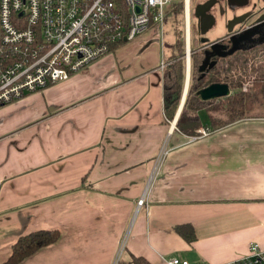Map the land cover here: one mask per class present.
<instances>
[{
  "label": "crops",
  "instance_id": "crops-1",
  "mask_svg": "<svg viewBox=\"0 0 264 264\" xmlns=\"http://www.w3.org/2000/svg\"><path fill=\"white\" fill-rule=\"evenodd\" d=\"M166 57L152 29L0 108V264L39 231L60 238L20 264H113L122 245L120 264H236L251 243L264 249V118L214 131L202 110L208 134L182 133L187 96L169 119Z\"/></svg>",
  "mask_w": 264,
  "mask_h": 264
},
{
  "label": "built area",
  "instance_id": "built-area-1",
  "mask_svg": "<svg viewBox=\"0 0 264 264\" xmlns=\"http://www.w3.org/2000/svg\"><path fill=\"white\" fill-rule=\"evenodd\" d=\"M182 2L186 0H0V108L65 82L117 46L163 29L167 10ZM167 146L166 140L156 167L168 154ZM145 204L143 196L138 209ZM123 250L124 245L113 264H120ZM166 264L190 263L171 258ZM236 264H264V249L251 243Z\"/></svg>",
  "mask_w": 264,
  "mask_h": 264
},
{
  "label": "trees",
  "instance_id": "trees-1",
  "mask_svg": "<svg viewBox=\"0 0 264 264\" xmlns=\"http://www.w3.org/2000/svg\"><path fill=\"white\" fill-rule=\"evenodd\" d=\"M179 6L180 4L173 6L172 10L169 9L170 12H168L167 17L176 15ZM262 48H264V44L249 51L237 52L230 58L220 60L211 71L205 74L209 76V81L201 88L198 87V83L202 81L201 79L205 75L201 74L199 70L198 74L195 71L193 84L189 89L185 107L178 122V129L182 133L191 136L198 134L201 129L199 113L202 110L208 112L211 119L209 127L214 131L245 119L264 118V115L254 114L257 111H264V50H260ZM202 58L195 48L192 54L195 68L202 63ZM251 70H255L256 73L252 74ZM247 77L255 80L254 89L249 94L241 91L240 79ZM215 83L228 84L232 92L231 96L224 100L203 101L198 95L199 90ZM184 87V62L172 66L169 71L165 70V111L169 119H173L177 113L183 99ZM178 230L190 243L195 240L192 230L191 233H185L183 227ZM59 238L60 233L58 231H39L24 236L15 244L12 254L5 264H20L41 249L56 243ZM136 264H144V262L137 259Z\"/></svg>",
  "mask_w": 264,
  "mask_h": 264
},
{
  "label": "rangeland",
  "instance_id": "rangeland-1",
  "mask_svg": "<svg viewBox=\"0 0 264 264\" xmlns=\"http://www.w3.org/2000/svg\"><path fill=\"white\" fill-rule=\"evenodd\" d=\"M209 0H191V5H190V16H191V28H190V36L188 37L187 35V17H186V3L180 4V6L177 8V14L176 15H171L167 18V21L165 25L162 27H159L163 34V40L165 41V49L167 51V57L164 61L166 67L165 70L169 71L172 66H176L177 64H180L181 62H184V73H185V86H186V81H187V76L189 74L190 80H189V85H188V92L191 87V84H193V76L196 71L198 74L199 67L202 66V63H200L197 68H195L193 64V59H192V54L193 50L197 48L199 54L204 60V52L202 51L201 48H203L202 40L207 39L208 44L214 43L215 41L219 40H224L228 39V31H227V23L228 20H232L233 17L242 14V13H252L258 8L262 7L261 4L263 3V0H251L250 4L240 10H235L228 5L230 9L227 7H224V10H227V14L225 16H222L220 14V8L221 5L224 6V2H220V7H217L212 13L216 17L217 20V25L216 27L212 30L210 34H208L205 37H202L200 35V31L198 29V21L195 18V8L202 3H205ZM215 35L214 37H212ZM188 40L190 46H188ZM211 42V43H210ZM224 43H228L227 41ZM208 47V46H207ZM205 47L204 49L206 50ZM201 49V50H200ZM264 50V48L260 49ZM190 52V53H189ZM188 53L191 54V59L189 62L188 58ZM189 71V73H187ZM252 74H255V70H251ZM207 74V73H205ZM198 76V75H197ZM199 77V76H198ZM250 77V74H249ZM245 78V79H240L241 81V91L245 94H249L250 92L253 91L254 85H255V80L253 78ZM198 79V78H197ZM196 79V80H197ZM200 83H198V87L201 88L203 85H206L207 82L209 81V76L205 75L202 77ZM263 83V82H262ZM197 85V82H196ZM203 89V88H202ZM185 87H184V92H185ZM225 99V98H224ZM222 99V100H224ZM205 112V111H203ZM254 114H261L264 115V111H257ZM205 121V118H203Z\"/></svg>",
  "mask_w": 264,
  "mask_h": 264
},
{
  "label": "water",
  "instance_id": "water-1",
  "mask_svg": "<svg viewBox=\"0 0 264 264\" xmlns=\"http://www.w3.org/2000/svg\"><path fill=\"white\" fill-rule=\"evenodd\" d=\"M235 3L246 5L248 0H241L240 2L236 0H230ZM217 0H209L205 3L199 4L195 8V18L198 20V29L201 36L208 34L210 30L216 27L217 20L213 15L212 10L216 6ZM228 12H226L227 14ZM222 16H225L224 12H220ZM250 18V15L235 16L232 20H228L227 31L228 39H222L214 43L208 44L207 39H203L204 44L209 46L204 50V60L202 66L199 69V72L203 75L211 71L220 60L227 59L235 55L240 51H248L257 46L264 44V30H261L260 26H252L249 28H240V31L235 29L236 27L245 24L246 21ZM264 20V17H260L258 22ZM228 43H223V42ZM190 53V52H189ZM188 53L189 62L191 59V54ZM189 79V76H188ZM189 80L186 82L185 92L183 94V100L187 96ZM232 92L228 84L215 83L209 85L201 90H199L198 95L200 98L205 101H214L219 99H224L231 96ZM185 101V100H184Z\"/></svg>",
  "mask_w": 264,
  "mask_h": 264
},
{
  "label": "flooded vegetation",
  "instance_id": "flooded-vegetation-1",
  "mask_svg": "<svg viewBox=\"0 0 264 264\" xmlns=\"http://www.w3.org/2000/svg\"><path fill=\"white\" fill-rule=\"evenodd\" d=\"M222 1L224 2V6L221 5L220 11L221 12H224V14H226L227 10H224V7H227L228 9H230L229 6H228V3H227L228 0L227 1L226 0H217V4L213 8L212 12L215 9H217V7H220L219 5H220V2L222 3ZM250 2H251V0L248 1V5L250 4ZM232 8L235 9V10L236 9L238 10L237 7L232 6ZM245 15H250V18L246 21L245 24H242V25L236 27L235 29L238 28V30L236 32L240 31V28H249V27H252V26H255V25L260 26L261 30H264V20H262L261 22H258V20H259L260 17H264V6L258 8L257 10H255L252 13H245L244 15H240V16H245ZM206 46H209V45L208 44H205V46H203V48H201L203 52H204V50H205L204 48Z\"/></svg>",
  "mask_w": 264,
  "mask_h": 264
},
{
  "label": "bare ground",
  "instance_id": "bare-ground-1",
  "mask_svg": "<svg viewBox=\"0 0 264 264\" xmlns=\"http://www.w3.org/2000/svg\"><path fill=\"white\" fill-rule=\"evenodd\" d=\"M190 5H191V0H186V17H187V21H188V23H190L191 22V16H190ZM189 26L187 25V35H188V37L190 36L189 35ZM189 41V40H188ZM188 44H189V42H188ZM188 47V46H187ZM187 73H189V71L187 72ZM188 76H189V74H188ZM188 76H187V80H188Z\"/></svg>",
  "mask_w": 264,
  "mask_h": 264
}]
</instances>
